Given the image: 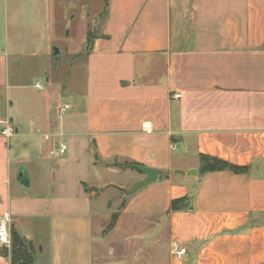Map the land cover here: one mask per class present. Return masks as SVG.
I'll list each match as a JSON object with an SVG mask.
<instances>
[{
    "label": "crops",
    "instance_id": "1",
    "mask_svg": "<svg viewBox=\"0 0 264 264\" xmlns=\"http://www.w3.org/2000/svg\"><path fill=\"white\" fill-rule=\"evenodd\" d=\"M75 1L90 19L93 0ZM65 5L0 0V117L12 124L3 106L15 105L9 90L27 87L16 79L23 67L48 75L62 55L54 25ZM99 9L100 30L76 55L80 89L73 64L66 118L64 104L60 119L33 105L16 136L0 134V216L33 242L34 264H264V0H105ZM201 155L247 170L200 174ZM135 165L160 175L126 198L146 178ZM110 192H122V208L102 236L113 201L97 203Z\"/></svg>",
    "mask_w": 264,
    "mask_h": 264
},
{
    "label": "rangeland",
    "instance_id": "2",
    "mask_svg": "<svg viewBox=\"0 0 264 264\" xmlns=\"http://www.w3.org/2000/svg\"><path fill=\"white\" fill-rule=\"evenodd\" d=\"M93 2L94 4L92 7L91 17L90 19L84 21L85 18L82 16L84 10L83 5L81 4L79 6L80 3H77L75 0H66L64 10L60 12V20H55L57 23L55 22L54 25V36L57 40L58 47H61L63 50L62 55L59 58H54V62L48 75L41 74L39 72V66L37 64L30 65V63L28 66L26 65L25 67H23L24 71L22 78L20 76L19 78H16L18 80H22V84L27 87L9 90V93L11 94L10 98L15 105L14 107H10L11 105L8 99V105L4 101L5 103L3 106L4 110H6L8 106L10 116L14 118V127L19 126L20 118L26 120L27 118H29L30 113L37 112V109H33V105L39 107L40 104H49L52 116L58 117L60 119L61 116L58 114L59 106L61 104H66V102H69L68 93L70 91V75L73 72V64H75L77 67H80V69H76L78 71V73L76 74L77 88L80 89L81 86H83L82 84L85 79V58L76 59V55L80 53L86 45H88L87 41L89 39L98 34L101 23L105 19L104 13H101L99 9L102 7V5L105 4V0H93ZM72 10L77 12L79 15L75 20L70 19L71 16L75 15H71L70 12H72ZM2 75L3 71H0V77ZM49 76L51 77V81L48 83L47 78H49ZM38 83L44 84V86L46 87V91H48V96L45 91L37 89L36 85ZM4 86L3 90L5 92L6 89ZM68 113L69 112H67L65 116H62V118H66ZM8 120L9 119L4 116L0 117V121H2L3 123L9 122ZM16 135L17 134L15 133L14 136ZM16 140L17 138L14 137L11 141L13 145V151L15 150L14 142H16ZM49 156L51 157V163H55L59 154L55 156L49 154ZM39 164L41 165V163L37 161L28 166V168L32 170V174H34V180L36 179L34 172L39 174L42 171V168ZM137 173L138 175L142 174L141 172ZM114 178L117 179L118 177ZM132 189L128 190L126 193H123L124 195H126V198L129 195L128 192ZM125 190L126 189H124L123 191ZM110 193V196L107 195L104 200H101L97 203V208L105 210L108 204L107 198L111 199L110 203H112L113 201L112 215L110 221L104 226L102 236H106L114 229L122 208V198L124 195L120 193V195L117 197V195L113 194V192ZM115 217L117 219L114 226L111 227V224Z\"/></svg>",
    "mask_w": 264,
    "mask_h": 264
},
{
    "label": "trees",
    "instance_id": "3",
    "mask_svg": "<svg viewBox=\"0 0 264 264\" xmlns=\"http://www.w3.org/2000/svg\"><path fill=\"white\" fill-rule=\"evenodd\" d=\"M93 37L88 40L90 45ZM130 166L131 165H127ZM230 170L235 173H243L247 168L237 167L222 159L201 155L200 156V174H206L214 171ZM186 199L176 200L172 202V210L179 211L183 209ZM116 217L114 218L111 227L114 226ZM12 243L10 249L7 247H0V255L10 256L11 264H34L36 248L32 241L27 240L21 236L15 228H11Z\"/></svg>",
    "mask_w": 264,
    "mask_h": 264
},
{
    "label": "built area",
    "instance_id": "4",
    "mask_svg": "<svg viewBox=\"0 0 264 264\" xmlns=\"http://www.w3.org/2000/svg\"><path fill=\"white\" fill-rule=\"evenodd\" d=\"M38 88H42L41 85H37ZM176 98H180V94L175 95ZM71 106L69 104H64L60 109L61 116H64L69 110ZM16 133V128L10 122H2L0 121V134L7 139L12 138ZM48 138V137H47ZM67 151V145H61L58 149H53L50 154L55 156L57 154H65ZM11 218L9 214H4L0 216V247H11L12 236H11ZM174 256L178 259H184L188 254L187 248L178 247L175 248L173 252Z\"/></svg>",
    "mask_w": 264,
    "mask_h": 264
},
{
    "label": "water",
    "instance_id": "5",
    "mask_svg": "<svg viewBox=\"0 0 264 264\" xmlns=\"http://www.w3.org/2000/svg\"><path fill=\"white\" fill-rule=\"evenodd\" d=\"M12 124V123H11ZM13 125V124H12ZM14 126V125H13ZM16 128V127H15ZM17 128H16V132H17ZM138 171L144 173L146 175V178L141 181L139 184H137L131 191L128 192L129 195H133L135 194L136 192H138L139 190L145 188L146 186L150 185L151 183H153L154 181L158 180L159 178V171L156 170V169H150V168H147V167H144V166H138V165H135L134 166ZM177 174H180V175H188V176H191V175H196V171L195 170H192V171H188V172H184V171H176Z\"/></svg>",
    "mask_w": 264,
    "mask_h": 264
}]
</instances>
